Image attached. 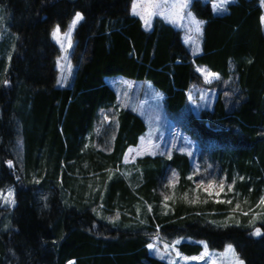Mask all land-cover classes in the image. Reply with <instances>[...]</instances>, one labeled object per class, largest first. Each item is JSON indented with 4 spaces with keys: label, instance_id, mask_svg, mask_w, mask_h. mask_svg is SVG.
<instances>
[{
    "label": "trees",
    "instance_id": "1",
    "mask_svg": "<svg viewBox=\"0 0 264 264\" xmlns=\"http://www.w3.org/2000/svg\"><path fill=\"white\" fill-rule=\"evenodd\" d=\"M131 1L0 0V29L8 32L0 42V191L14 188V207L0 209V264H167L149 253L153 233L202 240L211 250L230 244L244 264H264V34L258 0H236L222 16L193 2V13L204 22L202 52L194 57L161 19L145 31L129 12ZM76 13L83 20L71 53L75 74L68 87H57L59 52L51 33L55 27L64 31ZM196 66L224 80L236 77L232 110L218 92L212 111L188 117L183 126L201 158L208 155L233 184L221 200L195 185L190 161L180 153L124 165L125 151L146 131L130 110H116L110 152L94 147L98 111L116 106L106 78L149 81L175 114L190 87L200 85ZM17 139L20 170L6 164ZM170 169L178 182L168 188ZM256 213L262 224L252 217ZM255 224L260 238L249 236ZM177 249L185 257L203 250L187 242Z\"/></svg>",
    "mask_w": 264,
    "mask_h": 264
},
{
    "label": "rangeland",
    "instance_id": "2",
    "mask_svg": "<svg viewBox=\"0 0 264 264\" xmlns=\"http://www.w3.org/2000/svg\"><path fill=\"white\" fill-rule=\"evenodd\" d=\"M195 1L209 4L214 16H222L226 14L227 6L236 0H228L227 3H224L223 0H153L154 3L160 4L161 7L152 10L156 13L152 15H149L146 11V0H132L129 12L142 22L145 31L151 30L153 20L155 19H161L166 24L173 26L178 31L180 40L187 51L194 57L202 52L204 27V22L191 9ZM258 2L262 8L261 27L264 34V0H258ZM134 3L137 5L136 12L138 14L136 15L133 14ZM175 3H184L186 7L177 13L172 8V5ZM76 14L64 31L59 29L58 39L53 37V32L58 27H55L51 33V40L59 52L56 58L57 87H68L75 74L74 67L71 64V53L74 47L75 30L83 18L71 28L70 39H66L65 34L69 33L70 25H72ZM142 16L143 19L141 18ZM3 20L4 17L0 15V23ZM198 27L199 30H197ZM7 34L6 28L2 26L0 29V42ZM195 71L201 79L200 85H192L190 87L184 107L175 114L168 113L165 108L163 94L149 81H135L120 76L106 78L107 85L116 94V106L98 111L93 132L94 147L104 152H110L117 129L116 110L117 108L130 110L143 120L146 131L139 138L135 147H130L125 151L122 161L124 165L133 164L137 159L143 157L163 156L170 158L173 153H180L185 155L190 161L191 177L195 181V185L201 187L214 199L221 200L226 193L234 191L233 184L226 183L225 176L220 173L218 167L210 160L208 155L201 158L199 147L188 136L183 126L188 117H198L201 112L212 111L218 92L223 94L227 111L232 110L237 104L236 77L234 74H231L229 79L224 80L215 74L214 77L209 78L206 73L211 72L205 66H196ZM15 144L12 160H7L6 164L11 163V167L8 166L10 169L17 168V170H20L22 155L21 140L17 139ZM165 179L164 185L171 188L178 182V175L174 170L170 169ZM209 185H212V187H209ZM9 192L12 194L10 197L8 196ZM5 199L14 200V188L12 185H8L0 191V209H6L10 212L14 207V203H6ZM4 213L1 212L0 217ZM252 217L256 222L259 221L257 224H262L258 219L261 216L257 213L253 214ZM257 224L254 225L251 233H249V236L253 238H260L262 236V231H260V235L253 234L257 228L261 230ZM149 239L151 241L150 244L153 245L152 249L148 247L150 255L167 264H232V254L227 253L226 249L231 246L235 252L234 247L230 244L226 245L221 251L211 250L205 241H198L192 238H168L153 233ZM182 242L200 244L203 250L196 257H185L177 249V245ZM235 255L238 257L236 252Z\"/></svg>",
    "mask_w": 264,
    "mask_h": 264
},
{
    "label": "snow or ice",
    "instance_id": "3",
    "mask_svg": "<svg viewBox=\"0 0 264 264\" xmlns=\"http://www.w3.org/2000/svg\"><path fill=\"white\" fill-rule=\"evenodd\" d=\"M223 2H224V3H227L228 0H223ZM136 7H137V5L134 3V4H133V14H134V15L138 14V13L136 12ZM160 7H161V5L158 4V3H154L153 0H146V11L148 12L149 15L156 14V13H155L154 11H152V10H154V9H159ZM184 7H186V4H184V3H175V4L172 5V8L175 9V10L177 11V13H178L180 10H182ZM82 18H83V17L81 16L80 13H77V14H76V17L74 18V20H73V22H72V25H70L69 33L65 34V38H66V39H70L71 28L74 27L75 24H76L79 20H81ZM141 18L143 19V16H142ZM145 22L147 23V21H145ZM197 23L199 24V22H197ZM197 30H199V27L197 28ZM58 34H59V28H57V29L53 32V37L58 39ZM58 42H59V40H58ZM58 63H59V62H58ZM206 75H207L209 78H212V77L215 76L214 73H206ZM190 178H191V177H189V179H190ZM209 187H212V185H209ZM11 195H12L11 192H9L8 196L10 197ZM5 202H6V203H14V200H8V199H5ZM228 203H231V201H228ZM259 205H260V206H264V197H261L260 202H259ZM236 207L239 208L240 205L238 204ZM243 214H244V215H247V213H243ZM260 231H261V230H260L259 228H257L253 234H254V235H260ZM177 243H178V241H177ZM148 247H149L150 249H152V248H153V245L149 244ZM226 252L232 254V257H233L232 264H243V261H242V260H239V258L236 257L235 252H234V250L231 248V246H229V247L226 249ZM192 259H197V258H192Z\"/></svg>",
    "mask_w": 264,
    "mask_h": 264
},
{
    "label": "water",
    "instance_id": "4",
    "mask_svg": "<svg viewBox=\"0 0 264 264\" xmlns=\"http://www.w3.org/2000/svg\"><path fill=\"white\" fill-rule=\"evenodd\" d=\"M7 165H8L9 167H11V163H8Z\"/></svg>",
    "mask_w": 264,
    "mask_h": 264
},
{
    "label": "crops",
    "instance_id": "5",
    "mask_svg": "<svg viewBox=\"0 0 264 264\" xmlns=\"http://www.w3.org/2000/svg\"><path fill=\"white\" fill-rule=\"evenodd\" d=\"M173 27V26H172ZM175 29V28H174ZM141 137V136H140Z\"/></svg>",
    "mask_w": 264,
    "mask_h": 264
}]
</instances>
